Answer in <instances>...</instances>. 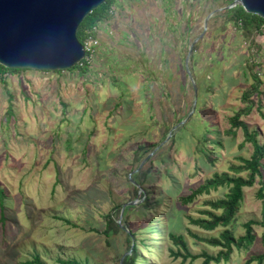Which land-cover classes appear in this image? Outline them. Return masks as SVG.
Listing matches in <instances>:
<instances>
[{
	"label": "rangeland",
	"instance_id": "374dc122",
	"mask_svg": "<svg viewBox=\"0 0 264 264\" xmlns=\"http://www.w3.org/2000/svg\"><path fill=\"white\" fill-rule=\"evenodd\" d=\"M115 10L100 27L88 73L0 74V187L6 194L5 224L0 202V264H25L36 252L48 264L73 258L119 264L131 253L134 230L136 264H203V257L185 258L169 233L183 235L194 254H217L220 246L195 235L218 236L228 228L239 237L252 220L254 243L234 246L230 260L212 264H264L250 260L264 252L259 181L245 188L238 220L213 230L193 219L206 217V201L223 197L227 186L182 200L253 151L241 128L236 136L228 133L229 119L245 106L242 92L252 82L246 66L252 51L242 30L232 23L223 28L214 18L220 8L208 12L206 0H116ZM260 40L262 52L254 57L264 81ZM261 89L251 113L241 118L264 143ZM166 125L176 126L167 134ZM144 144H160L142 164L151 167L142 188L152 205L121 212L122 229L107 238L106 215L144 198L142 191L134 194L130 181ZM158 197L166 201L158 204Z\"/></svg>",
	"mask_w": 264,
	"mask_h": 264
},
{
	"label": "trees",
	"instance_id": "16d2710c",
	"mask_svg": "<svg viewBox=\"0 0 264 264\" xmlns=\"http://www.w3.org/2000/svg\"><path fill=\"white\" fill-rule=\"evenodd\" d=\"M209 3V10L211 12L220 8L217 14L214 16L216 19H221V25L225 28L228 24H233L236 28L242 30L245 37V41L248 42L249 49L252 51L251 58L247 59V67L249 70V75L252 78V82L243 90L241 101L245 104L244 107L235 111L234 115L229 119L231 127L228 129V133L232 136L237 135V129L241 128L244 131L245 142H251L253 146V151L250 157L239 156V162L231 163L229 166L230 171L215 172L211 177L207 178L201 185L195 188L192 193L186 197H183L182 200L186 202L193 201L197 195L203 193H210L212 190H217L222 186H227L228 191L223 197L217 199L207 200L206 203L210 208L205 210L206 217H200L193 219L194 223L200 225L206 230H213L218 226H228L232 225L238 220L239 211L242 206V202L245 195V188L250 187L259 181L261 187L257 192V196L262 199V212L264 217V143H261L257 138V131L250 129L248 122L242 120L243 115H248L251 113L254 107V98L253 96L262 93L261 87L264 85V81L261 78V75L258 71L259 62L254 57V53L257 51L262 52V44L259 43V35L261 34L264 28V18L253 13H248L242 6H234L232 8H227V6L233 3V0H206ZM116 0H106L99 7L93 9L82 21L78 30L77 36L79 40L86 44L90 37L98 36V30L104 23L111 21L115 17ZM220 23V22H219ZM211 25V22L209 23ZM210 28V27H209ZM261 42V41H260ZM200 47V43L197 42L192 47V54L196 52ZM91 65L86 61L82 60L81 62L75 64L73 67L66 70H79L82 73H88ZM27 69H14L8 68L0 64V74H6L8 72H20ZM65 70H57L56 72H63ZM49 72V71H46ZM4 84H7V80L1 78ZM12 111V110H10ZM11 114V112H9ZM182 119H178L180 123ZM177 123V124H178ZM176 126V125H174ZM173 126V127H174ZM173 127L166 125V130L169 131ZM172 139H174L175 134L174 130L172 132ZM166 139V138H164ZM160 145V144H159ZM159 145H141L136 151V170L137 172L133 173L130 181L134 187V194L138 195L139 191L143 192V200L137 203H134L135 199L130 200L123 205L117 206L114 210L109 212L106 215V229L104 231L107 238L112 237L115 233L119 232L123 225L122 220L119 221V216L121 212L127 214L129 210L136 209L139 206L145 208H150L152 205L151 196L149 191L143 190L151 175V167L147 169H142L143 161L148 159L152 151ZM148 157V158H147ZM246 171V174L242 175ZM5 190L0 187V202H1V221L5 224ZM158 204L162 201H166L162 197H158ZM69 221V220H68ZM153 221L158 222L159 219H154ZM264 224V219L262 220ZM254 221L246 223L245 235L236 237L232 230L228 228L223 229L218 236H201L195 235L199 240L204 241L209 245L220 246L221 249L217 254H211L207 251L202 253L194 254L190 251L188 243L183 235H177L174 232L169 233V237L180 244L185 250L183 252L180 250V253H183L185 258L191 257L193 260L199 257H203V264H212L220 263L222 261H228L231 258L233 253L234 246L236 247H248L252 245L256 239V235L251 231V223ZM154 225V224H153ZM150 225L148 229L151 231L156 228V226ZM134 230V228H131ZM133 234H129L128 241L132 244L131 253L126 254L119 264H136L138 258L140 257L139 252V241L134 240L133 235H135V230ZM261 243L264 246V233L261 238ZM259 259L262 261L264 259V252L260 254H255L250 260ZM66 264H90L88 260L82 261L77 258L61 260ZM25 264H48L45 260L42 259L41 255L36 252L32 258H28L24 261Z\"/></svg>",
	"mask_w": 264,
	"mask_h": 264
},
{
	"label": "water",
	"instance_id": "95a60500",
	"mask_svg": "<svg viewBox=\"0 0 264 264\" xmlns=\"http://www.w3.org/2000/svg\"><path fill=\"white\" fill-rule=\"evenodd\" d=\"M105 1L0 0V64L43 71L73 67L86 55L77 30L84 18ZM238 5L264 18V0H233L227 8ZM213 13L205 20V31Z\"/></svg>",
	"mask_w": 264,
	"mask_h": 264
},
{
	"label": "built area",
	"instance_id": "2783aa9c",
	"mask_svg": "<svg viewBox=\"0 0 264 264\" xmlns=\"http://www.w3.org/2000/svg\"><path fill=\"white\" fill-rule=\"evenodd\" d=\"M97 30L99 32L100 28L97 29ZM262 38H264V28H263L261 34L259 35L258 39L260 40ZM99 42H100L99 35L96 36V37H90L89 38V40L86 42V44H84L85 45V50H86V55H85V57L82 60L86 61L89 64L92 63V61H93V59H94V57H95V55L97 53Z\"/></svg>",
	"mask_w": 264,
	"mask_h": 264
}]
</instances>
